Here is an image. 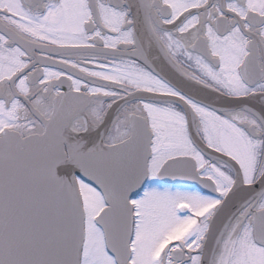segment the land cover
Here are the masks:
<instances>
[{
  "label": "snow or ice",
  "instance_id": "obj_1",
  "mask_svg": "<svg viewBox=\"0 0 264 264\" xmlns=\"http://www.w3.org/2000/svg\"><path fill=\"white\" fill-rule=\"evenodd\" d=\"M0 264H264V0H0Z\"/></svg>",
  "mask_w": 264,
  "mask_h": 264
}]
</instances>
